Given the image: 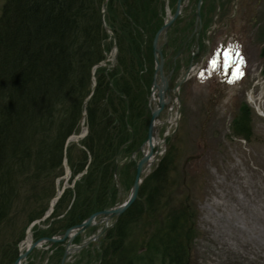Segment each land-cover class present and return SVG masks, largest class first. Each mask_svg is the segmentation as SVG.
<instances>
[{
    "label": "trees",
    "instance_id": "1",
    "mask_svg": "<svg viewBox=\"0 0 264 264\" xmlns=\"http://www.w3.org/2000/svg\"><path fill=\"white\" fill-rule=\"evenodd\" d=\"M102 8L103 0H4L0 7V264H11L24 234L13 238L2 225L12 223L15 231V220L27 219L26 227L42 216L56 193L64 157L70 180L85 172L64 188L54 220L35 231L36 237L58 233L115 203L113 170L123 157L128 160L118 165V177L126 189L132 184L130 155L146 138L151 41L164 20V1L106 0L104 23ZM114 45V62L94 68ZM83 121L87 133L79 145L65 146ZM251 121L241 101L231 136L249 141ZM175 156L172 143L100 241L101 264H192L194 232L186 219L194 209L187 198L178 210L167 209ZM145 224L153 229L135 242Z\"/></svg>",
    "mask_w": 264,
    "mask_h": 264
},
{
    "label": "rangeland",
    "instance_id": "2",
    "mask_svg": "<svg viewBox=\"0 0 264 264\" xmlns=\"http://www.w3.org/2000/svg\"><path fill=\"white\" fill-rule=\"evenodd\" d=\"M3 1L0 0V7ZM223 1H228L227 14H231V0ZM246 1L249 0H237L239 15L243 13ZM185 3L179 17L194 9V2L191 5V1L186 0ZM215 4L217 10L223 7L218 5L217 0ZM170 5L173 9L175 3ZM250 8L252 12L255 11L252 14L254 19L251 27L244 31L245 37L236 50L235 58V67L241 68L243 76L237 79L235 71L221 91L218 92L215 88L222 71L221 62L229 57L231 51V37L225 39V27L222 25L211 32V46L206 57L202 62L196 63L197 70L190 74L178 90L179 113L176 108H172L169 122L164 121L168 117L167 109L160 113V119L164 122L158 127V139H163L165 133L168 135L165 143L159 145L157 161L152 163L150 170L154 169L165 156L167 147L173 143L176 150L175 169L173 168L170 176L172 185L168 191L170 202L167 209L178 210L186 198L194 209L186 219L192 222L194 232L189 245L192 264H264V71L261 72L264 70V56L259 55L264 46V0L251 2ZM215 11L208 15L209 23L215 19ZM223 13L224 10L220 15L217 13V23L224 20ZM182 22L180 19L173 26L171 36L179 31ZM211 25L213 26H207L212 27ZM205 37L206 31L200 41L203 49L200 54L207 48ZM174 49L175 54V46ZM191 49L189 45L187 53L177 59V71L172 76V82L181 74L182 66L186 71ZM165 52V56L169 58V52ZM240 57L244 59L243 64H240ZM113 58L114 46L106 60L111 62ZM242 100L247 104L252 117L253 135L249 141L231 136L230 131L231 121ZM84 130H87L85 125L74 135L79 136ZM80 139L82 137L71 142L79 145ZM140 154L141 152L137 153L136 158ZM127 159L128 157L121 158L120 163ZM68 177L69 172L66 171L57 182L69 185ZM119 189L124 200L129 190L122 185ZM112 220L108 221L109 225ZM26 221L25 218L15 220V231L12 223H5L1 228L3 233L8 232L6 234H11L13 238L23 231L18 247L22 240L30 237L31 232L25 233ZM101 225L79 234L80 241L72 247L96 233ZM152 229L153 224H145L137 230L134 241L146 240ZM93 247L89 244L81 252L79 249L71 251L66 264H86L88 252L91 254ZM36 255L37 253L35 259ZM96 260L97 255L94 254L92 264Z\"/></svg>",
    "mask_w": 264,
    "mask_h": 264
},
{
    "label": "water",
    "instance_id": "3",
    "mask_svg": "<svg viewBox=\"0 0 264 264\" xmlns=\"http://www.w3.org/2000/svg\"><path fill=\"white\" fill-rule=\"evenodd\" d=\"M105 3H106V0H103V12L106 6ZM182 6H183L182 0H176V6H175L174 12L171 15H169L168 19H166L165 22L156 31L153 37V40H152V50H153V57H154V63H155L152 87L154 90H156L157 99L154 100V103L156 105L152 108V111H151V117H150L148 128H147L146 140L141 146L142 154L136 164L135 175H134L133 183L130 188L128 197L122 203H117L112 207H108V208H104V209L92 212L81 222L65 228L63 232L60 233L59 235L46 236V237H42L38 239L37 241L33 242L30 245L28 250L24 251L23 253H20L13 264H20V261L24 258L27 252L31 248H33L35 245L40 244L41 241H49L50 243H55V242H61L67 238L66 245H68L77 234L83 232L87 227L94 224L95 217L102 216L100 218V221L103 219L111 218V217H115L117 219L136 199L140 184L148 173V168H149L148 161L150 157L154 156L155 159H157V156L159 154L158 146H156V150L154 151L153 150L154 145L152 144V133H153V127L155 125V122L159 120L160 111L162 110V108L168 105L167 99H170L173 94H175L178 98V88L181 82L184 81V79L186 78V76H184L182 80H177L174 84V87H171L169 85L168 76L171 75L172 70L168 74H165L164 57L162 53L163 44H167L166 39H164L165 34L167 30L169 29V27L171 26L174 19L181 12ZM195 17H196V20L200 18V0L196 6ZM181 51L182 49L175 55V57H177ZM177 111L178 113L180 111L178 106H177ZM168 115H169V111H168ZM166 136L167 134L164 135V138L162 139V143H164ZM146 142L149 144V149L147 152L143 150V147ZM116 171H117V164L114 168V173H116ZM103 228L106 229L108 228V226L105 225ZM99 234L100 232L97 235H95L94 239ZM69 251L70 250L67 247L64 248L62 252L60 264H64L65 257Z\"/></svg>",
    "mask_w": 264,
    "mask_h": 264
},
{
    "label": "flooded vegetation",
    "instance_id": "4",
    "mask_svg": "<svg viewBox=\"0 0 264 264\" xmlns=\"http://www.w3.org/2000/svg\"><path fill=\"white\" fill-rule=\"evenodd\" d=\"M191 1V5L192 2H194L193 0ZM209 0H202L201 1V6H203L204 4V8L202 9L203 13L204 11L210 12V9L213 8L214 4H215V0H212V2H208ZM220 4H222V9L220 10V12L222 10H224V13L222 15H224V26L226 27V31L227 33H229L232 28L231 27H238L237 29V36H234L232 38V43L237 44L240 42V40L243 37L242 32L245 31L246 29L251 27V23L253 22L254 17H252V14L255 13L252 12L250 5L251 2H254L255 0H249L245 2V9L243 10V13L241 15L238 14V4H237V0H231L230 2V7H231V14H227V9L229 6V3H227L228 1H223L222 0H218ZM198 2V1H197ZM197 2L195 3V9L193 14H189L186 16V18H190L189 20V24L187 25V29H185L184 31H179V37H180V42L182 45H190L191 48L195 47L197 44H200V40H199V36L201 33V30H203L204 27V20L206 19V15H203L201 13V16L198 20H196L195 17V10H196V5ZM208 3V5H206V3ZM222 2V3H221ZM210 4V5H209ZM210 8V9H209ZM185 34V35H184ZM187 34V35H186ZM108 234V231L105 230L101 236L100 239L98 240L97 244H99V242L103 239L102 237L104 236V238L106 237V235ZM35 253H37L36 255V259H35ZM93 253L92 256L89 255V259L87 260L86 264H92V261L94 259V254L97 255V260L95 261L94 264H101V260H102V253H95L94 251L91 252ZM18 254L15 255L13 261L11 262V264H13L15 258L17 257ZM61 256L62 253L59 256V260L57 264H60V260H61ZM54 263V250L52 251V247L47 244L46 246L42 247L40 250H36V249H31L30 251L27 252V254L24 256V258L21 260V264H53ZM66 264V263H64Z\"/></svg>",
    "mask_w": 264,
    "mask_h": 264
},
{
    "label": "bare ground",
    "instance_id": "5",
    "mask_svg": "<svg viewBox=\"0 0 264 264\" xmlns=\"http://www.w3.org/2000/svg\"><path fill=\"white\" fill-rule=\"evenodd\" d=\"M196 70V66L192 68L191 72L193 73ZM177 98L175 96V94L172 95V97L170 98V100L168 101V105L172 108H175L177 106ZM170 120V119H169ZM160 126V123H155L154 127H153V133H152V144L154 146L156 145H160L161 144V140L158 139V127ZM144 151L147 152L149 149V144L146 142L144 147H143ZM155 157L152 156L150 157L148 164L149 166L152 165V163L154 162ZM219 227V226H218ZM221 228V227H220Z\"/></svg>",
    "mask_w": 264,
    "mask_h": 264
},
{
    "label": "snow or ice",
    "instance_id": "6",
    "mask_svg": "<svg viewBox=\"0 0 264 264\" xmlns=\"http://www.w3.org/2000/svg\"><path fill=\"white\" fill-rule=\"evenodd\" d=\"M213 63H215V61ZM243 63H244V59H243V57H240V64H243ZM242 76H243V72H242L241 68L237 67L236 78L239 79Z\"/></svg>",
    "mask_w": 264,
    "mask_h": 264
}]
</instances>
